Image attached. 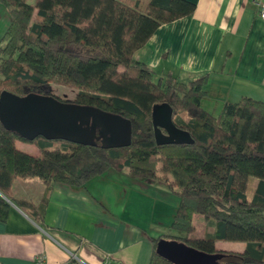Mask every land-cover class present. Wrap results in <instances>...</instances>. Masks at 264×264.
<instances>
[{
  "label": "trees",
  "instance_id": "obj_1",
  "mask_svg": "<svg viewBox=\"0 0 264 264\" xmlns=\"http://www.w3.org/2000/svg\"><path fill=\"white\" fill-rule=\"evenodd\" d=\"M0 2L11 17L0 43V93H41L53 82L76 89L74 103L118 114L132 125L129 146L102 148L43 137L28 141L0 123V221L10 202L43 221L44 200L14 197L18 178L36 177L47 190L56 182L81 186L109 169L127 168L129 176L153 180L178 197L171 228L181 235L162 237L222 253L219 264H264V102L243 97L212 115L200 104L207 73L188 82L172 74L155 79L134 57L161 24L191 16L194 3ZM160 103L172 108L174 124L188 131L193 143H155L152 109ZM18 139L36 144L38 155L19 150ZM195 214L214 226L205 237L192 236ZM161 238L154 241L148 264H173L155 251ZM226 240L244 242V249L218 250L215 243Z\"/></svg>",
  "mask_w": 264,
  "mask_h": 264
},
{
  "label": "crops",
  "instance_id": "obj_2",
  "mask_svg": "<svg viewBox=\"0 0 264 264\" xmlns=\"http://www.w3.org/2000/svg\"><path fill=\"white\" fill-rule=\"evenodd\" d=\"M188 1L193 14L161 24L134 57L157 78L172 74L188 82L207 73L200 104L212 115L243 97L264 102V19L257 7L251 0ZM10 23L0 2V43ZM12 189L16 198L45 201L43 221L10 203L0 221V264H35L39 254L44 264H148L156 239L181 235L171 228L178 197L153 180L129 176L127 168L47 190L36 177L18 178Z\"/></svg>",
  "mask_w": 264,
  "mask_h": 264
},
{
  "label": "water",
  "instance_id": "obj_3",
  "mask_svg": "<svg viewBox=\"0 0 264 264\" xmlns=\"http://www.w3.org/2000/svg\"><path fill=\"white\" fill-rule=\"evenodd\" d=\"M172 116L173 110L167 103L154 105L155 143H193L190 133L178 128ZM0 123L28 141L43 137L79 145L99 143L102 148H118L129 146L132 138L130 120L118 114L37 92L16 95L3 90L0 93ZM155 251L173 264H219L223 256L222 253L203 252L175 239L158 240Z\"/></svg>",
  "mask_w": 264,
  "mask_h": 264
},
{
  "label": "rangeland",
  "instance_id": "obj_4",
  "mask_svg": "<svg viewBox=\"0 0 264 264\" xmlns=\"http://www.w3.org/2000/svg\"><path fill=\"white\" fill-rule=\"evenodd\" d=\"M154 78L156 79L155 76ZM27 92H33V91H27ZM76 93H77V90L74 88L52 82L48 85H45L40 94H52L60 98L63 101L73 102ZM15 142L19 150H22L32 155L38 154V148L36 144L30 143L28 141L19 140V139L16 140ZM255 183H256V179L253 178L252 186H254ZM193 223L195 226V230L192 234L193 237H197V238L205 237L207 233L211 232L214 229V226L210 224L207 219H205L202 215H199V214H195L193 216ZM215 245L218 250L241 252L244 249L245 244L244 242H241V241H227L226 240V241H217Z\"/></svg>",
  "mask_w": 264,
  "mask_h": 264
},
{
  "label": "built area",
  "instance_id": "obj_5",
  "mask_svg": "<svg viewBox=\"0 0 264 264\" xmlns=\"http://www.w3.org/2000/svg\"><path fill=\"white\" fill-rule=\"evenodd\" d=\"M251 1L257 7L259 17L264 19V0H251ZM44 262H45V256L43 254H39L36 255V257H34L35 264H44ZM102 264H118V263L107 259L104 260Z\"/></svg>",
  "mask_w": 264,
  "mask_h": 264
},
{
  "label": "flooded vegetation",
  "instance_id": "obj_6",
  "mask_svg": "<svg viewBox=\"0 0 264 264\" xmlns=\"http://www.w3.org/2000/svg\"><path fill=\"white\" fill-rule=\"evenodd\" d=\"M52 95V94H51ZM55 96V95H54Z\"/></svg>",
  "mask_w": 264,
  "mask_h": 264
}]
</instances>
